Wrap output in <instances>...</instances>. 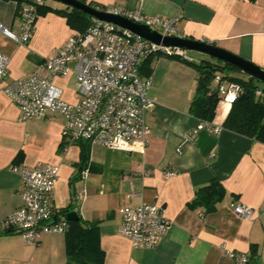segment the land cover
Wrapping results in <instances>:
<instances>
[{
    "label": "crops",
    "instance_id": "1",
    "mask_svg": "<svg viewBox=\"0 0 264 264\" xmlns=\"http://www.w3.org/2000/svg\"><path fill=\"white\" fill-rule=\"evenodd\" d=\"M24 1H0V23L14 34L19 33L16 13ZM84 1L95 8L141 9L150 17L176 18V28L186 39L212 43L264 69V0ZM75 33L63 16L48 13L37 17L27 44L0 38V52L10 59L9 76L0 81V264H66L64 233L43 234L32 245L3 226V219L20 205V177L11 165L36 164L59 168L55 209L70 208L83 221L97 223L103 264H230L227 251L246 254L249 264H264V144L226 130L217 135L200 130L185 142L199 125L189 113L197 73L187 60L154 54L158 58L147 78L152 105L144 113L149 129L145 146L107 149L79 142L63 153L60 117L19 122L5 84L29 75ZM184 56L199 61L186 51ZM70 81L74 86L73 75L54 82L72 102L74 91L65 90ZM229 108V102L218 104L214 125H222ZM82 143L88 144L84 176L79 171ZM167 171L174 175L165 177ZM212 179L225 190L215 211L190 208L195 193ZM154 202L162 205L170 226L154 250L133 249L118 234L119 210ZM238 203L255 209L249 220L231 212Z\"/></svg>",
    "mask_w": 264,
    "mask_h": 264
},
{
    "label": "built area",
    "instance_id": "2",
    "mask_svg": "<svg viewBox=\"0 0 264 264\" xmlns=\"http://www.w3.org/2000/svg\"><path fill=\"white\" fill-rule=\"evenodd\" d=\"M43 0L23 3L16 14L18 34L0 23V38L16 45H25L32 37L37 7ZM97 10L123 17L134 24L149 27L162 36L185 38L176 28V18L150 17L141 9L97 7ZM180 57L187 60L184 50L152 44L132 32L113 24L91 18L84 33L73 34L51 58L38 63L27 76L5 84L4 92L18 111L19 122L39 119H62L61 150L79 142L107 149L126 148L135 143L145 146L149 129L145 111L152 105L147 97L150 80L139 75V65L149 55ZM10 59L0 52V81L9 76ZM74 76L75 97L64 99L56 79ZM218 79L216 80V82ZM223 101L231 102L240 89L233 83L219 85ZM260 95V92H256ZM204 130L217 135L223 128L210 122H199L185 142ZM20 177L17 195L20 205L3 219L7 231L17 233L27 244L36 245L43 234H62L66 219L53 207V193L58 179L57 166L36 164L33 167L11 165ZM87 170L82 171L84 176ZM174 173L167 171L165 177ZM233 215L249 220L255 209L238 203ZM118 234L133 249L154 250L170 226L162 205L157 203L128 206L119 210ZM230 264H249L246 254L227 251Z\"/></svg>",
    "mask_w": 264,
    "mask_h": 264
},
{
    "label": "trees",
    "instance_id": "3",
    "mask_svg": "<svg viewBox=\"0 0 264 264\" xmlns=\"http://www.w3.org/2000/svg\"><path fill=\"white\" fill-rule=\"evenodd\" d=\"M29 1L25 0L23 3ZM80 1L86 3L84 0ZM88 5L95 8L91 3ZM48 13L63 16L67 26L76 33H84L91 24V17L86 14L67 7L64 10L53 9L43 0V4L37 7L36 19L38 16H45ZM156 58H158L157 55H149L141 62L139 65L141 78L147 79L151 75L152 63ZM187 64L197 73L189 113L199 122L213 123L216 108L223 101V95L218 90L219 85L233 83L239 87L240 93L230 104L227 116L221 125L223 130L264 144V83L249 76L246 80L236 77L232 74L237 73L238 69L218 60H200L198 62L188 60ZM239 72L241 71L239 70ZM257 91L260 92V95L256 94ZM82 145L84 148L80 158L79 171L88 168V144L82 143ZM224 195L225 190L221 183L212 179L195 193L189 206L192 209L202 208L207 214L212 213ZM59 211L65 217L66 211H70V208ZM64 237L66 264H103L104 253L99 246L96 222L87 223L78 215L77 221H67Z\"/></svg>",
    "mask_w": 264,
    "mask_h": 264
},
{
    "label": "water",
    "instance_id": "4",
    "mask_svg": "<svg viewBox=\"0 0 264 264\" xmlns=\"http://www.w3.org/2000/svg\"><path fill=\"white\" fill-rule=\"evenodd\" d=\"M55 1L65 5L67 8L76 9L91 18L126 29L152 44L167 48H177L184 51H193L207 55L215 60L221 61L240 70L251 78L264 83V69H261L251 62L246 61L236 55L224 51L214 46L212 43L186 38L162 36L149 27L134 24L120 16L103 13L96 8L90 7L87 3L81 2L80 0ZM65 219L66 221H77L78 215L75 212L66 211Z\"/></svg>",
    "mask_w": 264,
    "mask_h": 264
},
{
    "label": "rangeland",
    "instance_id": "5",
    "mask_svg": "<svg viewBox=\"0 0 264 264\" xmlns=\"http://www.w3.org/2000/svg\"><path fill=\"white\" fill-rule=\"evenodd\" d=\"M45 1H46L49 5H56V6H59V7H64V8H66L65 5L59 3V2H57V1H55V0H45ZM186 53H187L188 55L192 56V57L195 58V59H199V61H200L201 59L208 60V61H215V59H213V58H211V57H209V56H207V55L201 54V53H197V52H193V51H186ZM236 72H237L241 77H248L247 74H245V73H243V72H239V70L236 71ZM65 90H66L67 93H70V92L75 91V88H74V86H73V82L70 81V82L65 86Z\"/></svg>",
    "mask_w": 264,
    "mask_h": 264
}]
</instances>
